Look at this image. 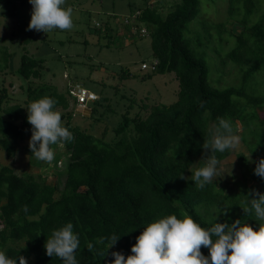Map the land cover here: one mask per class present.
<instances>
[{"label": "trees", "instance_id": "1", "mask_svg": "<svg viewBox=\"0 0 264 264\" xmlns=\"http://www.w3.org/2000/svg\"><path fill=\"white\" fill-rule=\"evenodd\" d=\"M199 1L179 0L167 14L158 6L141 10L137 27L152 36V55L157 62L143 79L174 73L178 98L170 105H144L149 109L146 117L141 112L134 117L124 114L113 129L116 138L112 141L105 139L107 129L96 137L72 125L73 111L69 109L72 103L75 106V98L69 91L61 93L52 85L35 82L42 77L44 60L24 52L18 74L28 81L26 99L2 107V98L9 96L5 89L0 91V149L13 158L22 144L31 163L43 166V161L31 155V125L26 121L28 103L43 96L54 98L55 110L64 111L59 112L61 123L72 139L62 142L69 156L62 161V189L41 175L19 176L13 168L0 164V251L17 258V264L19 256L28 264H62L60 258L45 255L43 245L52 229L67 222L73 224L80 240L78 264H105L113 259L112 251L127 257L143 227L169 214L178 218L187 214L202 227L240 219L255 230L259 221L252 211L243 209L250 208L246 203L250 190L264 192V180L253 173L255 166L248 165L245 154H238L237 159L256 183L244 185L238 192L224 193L213 182L199 189L191 175L195 167L202 166L201 145L210 139L218 117L229 119L234 133L242 130L253 159L264 157V92L257 89L262 79L256 78L259 72L264 74V10L258 9L257 0H229L228 23L239 24V33L228 29V23L201 21L207 40L202 35L186 37L199 15ZM215 35L223 45L235 39L231 50L222 54V66L231 64L237 69L238 86L219 89L209 83L204 49ZM121 72L123 80L133 76L128 68ZM99 100L94 102L93 112ZM214 155L222 160L228 149ZM46 164L51 161H44ZM181 172L185 179L179 177ZM114 234L120 238L107 249V239L101 242V238ZM201 252L208 254L203 246Z\"/></svg>", "mask_w": 264, "mask_h": 264}, {"label": "rangeland", "instance_id": "2", "mask_svg": "<svg viewBox=\"0 0 264 264\" xmlns=\"http://www.w3.org/2000/svg\"><path fill=\"white\" fill-rule=\"evenodd\" d=\"M257 1L258 9L263 12L264 0ZM177 2L179 0H65L62 6L72 9V27L44 33L27 27L31 11L28 0H0V91L5 89L9 96L2 98V107L23 103L26 99L28 81L18 74V69L22 55L27 52L32 58L44 60L42 77L35 82L52 85L61 93L68 92L70 85H78L98 95L100 100L95 112L94 103L84 106H74L72 103L69 109L73 111L71 123L96 137H102L107 129L105 139L114 140L116 135L113 129L123 120L124 114L129 113L134 117L141 112L146 117L149 109L144 108V105H170L177 100L179 90L174 73L143 79L151 70H143L142 64L151 65L155 61L151 49L152 36L150 33L145 36L133 34L120 21L123 18L134 21L132 17L147 6H158L163 14H167ZM228 7L229 0H200L199 15L190 24L185 36L191 38L202 35L207 40L208 34L200 22L228 23ZM97 23L101 28L96 27ZM228 29L237 34L242 27L228 23ZM214 39L208 43L209 48L204 49L207 50L209 83L219 89L238 86L237 69L231 64L224 69L222 66V54L231 50L235 39L230 38V42L225 45L219 36L217 39L215 35ZM123 68H128L133 76L121 79ZM256 78L257 81L262 79L257 89L261 90L260 93L264 92L263 72H259ZM59 112L64 113L62 110ZM235 134L241 140L235 148L228 149L226 158L218 160V172L212 181L224 193H235L244 185L256 183L246 167L240 166L237 155L245 154L249 159L248 165L252 167L256 160L244 143L242 130L237 129ZM22 147V144L18 146L13 158H8L0 149V164L13 168L19 176L25 173L41 175L47 183L59 184L62 189L65 181L60 174L63 171L62 161L69 157L63 143L50 145L54 159L45 166L43 161L42 167L33 165ZM57 157L60 161L54 163Z\"/></svg>", "mask_w": 264, "mask_h": 264}, {"label": "clouds", "instance_id": "3", "mask_svg": "<svg viewBox=\"0 0 264 264\" xmlns=\"http://www.w3.org/2000/svg\"><path fill=\"white\" fill-rule=\"evenodd\" d=\"M28 3L31 5L29 30L47 33L72 27V9L62 6L65 0H28ZM125 28L129 30V27ZM55 103L54 98L43 96L29 102L26 107V121L31 125L28 147L31 155L45 162L54 159L50 145L72 139V133L61 123ZM240 140L230 120L218 117L210 139L201 145L204 152L199 162H203L202 166L195 167L191 175L197 188H204L217 175L218 159L214 153L235 148ZM254 163L253 173L264 180V157ZM179 177L185 179L183 172ZM247 197L246 203L250 208L243 210L252 211L259 221L255 230L240 219L231 224L213 222L209 227H202L187 214L182 218L169 214L143 227L130 247L131 254L125 257L121 251H112L113 259L105 264H264V192L252 189ZM24 211H27V206H24ZM73 228V224L67 222L52 229L43 245L45 255L60 258L62 264H78L76 250L80 240ZM119 238L114 234L102 237L101 242L107 239L108 249ZM201 246L208 250L207 255L201 252ZM18 261L19 264H28L24 256H19ZM0 264H17V258L0 251Z\"/></svg>", "mask_w": 264, "mask_h": 264}, {"label": "built area", "instance_id": "4", "mask_svg": "<svg viewBox=\"0 0 264 264\" xmlns=\"http://www.w3.org/2000/svg\"><path fill=\"white\" fill-rule=\"evenodd\" d=\"M141 14V11H138L132 19L134 21H131L130 18H123L120 23L123 27H129V30L132 31L133 34H141L142 36L147 35V31L145 28H138L137 27V19L139 15ZM136 21V22H135ZM99 23H97V26L99 27ZM139 32V33H138ZM157 62L155 61L154 64L150 67L147 64H142L143 69L151 68L152 70L156 66ZM69 93L72 95L73 98H75V105L77 106H84L87 104H93L98 100V95L84 89L83 87H79L78 85H70L69 86Z\"/></svg>", "mask_w": 264, "mask_h": 264}]
</instances>
